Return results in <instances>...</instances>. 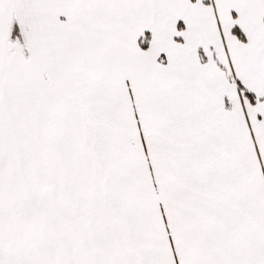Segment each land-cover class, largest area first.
Listing matches in <instances>:
<instances>
[{
	"label": "snow or ice",
	"instance_id": "snow-or-ice-1",
	"mask_svg": "<svg viewBox=\"0 0 264 264\" xmlns=\"http://www.w3.org/2000/svg\"><path fill=\"white\" fill-rule=\"evenodd\" d=\"M0 264H264V0H0Z\"/></svg>",
	"mask_w": 264,
	"mask_h": 264
}]
</instances>
